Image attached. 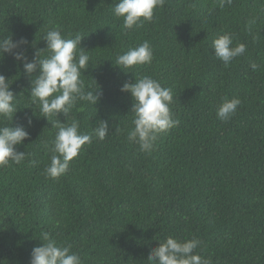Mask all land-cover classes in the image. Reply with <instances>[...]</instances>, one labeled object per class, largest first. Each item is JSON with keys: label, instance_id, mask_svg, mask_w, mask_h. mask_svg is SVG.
Here are the masks:
<instances>
[{"label": "trees", "instance_id": "16d2710c", "mask_svg": "<svg viewBox=\"0 0 264 264\" xmlns=\"http://www.w3.org/2000/svg\"><path fill=\"white\" fill-rule=\"evenodd\" d=\"M117 2L0 0V37L25 38L30 59L52 26L67 38L84 36L90 61L81 78L86 86L96 81L103 95L95 106L82 102V111L78 103L67 120L77 119L85 133L99 120L109 125L105 139L82 146L65 174L46 176L56 129L31 104L22 64L7 54L0 60L17 97L11 126L29 132L16 146L25 159L0 166V264H30L43 233L83 264H146L168 236L199 240L194 252L213 264H264V0H224L223 7L220 0H163L151 22L132 30L113 15ZM225 34L233 46H246L227 67L212 48ZM145 40L150 64L127 70L134 74L114 65ZM134 75L174 93L170 109L179 123L159 134L150 154L127 139L133 101L120 88ZM225 97L241 101L228 121L215 111Z\"/></svg>", "mask_w": 264, "mask_h": 264}, {"label": "clouds", "instance_id": "9594fccd", "mask_svg": "<svg viewBox=\"0 0 264 264\" xmlns=\"http://www.w3.org/2000/svg\"><path fill=\"white\" fill-rule=\"evenodd\" d=\"M162 5L163 0H118L113 7V15L123 19L124 29L132 30L143 21L151 22L154 10ZM223 6L224 0H220V7ZM69 37L71 38L63 36L60 28L50 27L41 37L46 46L36 49L31 59L23 47L28 44L25 38L17 41L12 34L0 37V60L7 54L18 64H22L23 72L29 78L31 104L38 109L40 117L46 118L52 128L56 129L54 139L50 142V163L44 168V174L52 179H58L67 172L70 162L78 156L82 146L91 144L93 138L103 141L109 130L105 120H99L98 126L87 133L80 130L77 119L70 122L67 120L69 112L78 103L82 111V102L95 106L103 95L95 80V87H92L86 86L81 78L82 73L89 68L90 61L89 51L81 47L84 36L69 33ZM32 47H35L34 43ZM212 48L215 57L225 67L246 51L243 43L233 46V38L229 34L215 38ZM152 59V47L145 40L123 54H118L114 65L127 74L133 73L127 70L150 64ZM257 67L255 63L251 64L253 71ZM134 77L135 82H124L120 88L122 93L130 94L133 101L130 110L133 115L132 127L127 131V139L138 145L141 152L150 154L159 134L179 123L170 109L174 93L171 87H162L151 76ZM11 85L10 79L0 74V123L10 122L0 126V166H8L10 162L20 164L26 154L18 152L16 146L23 144L29 137L24 125L11 126L18 111L17 97L10 90ZM240 103L238 98H223L215 110L217 118L228 121L236 113ZM31 108L35 115L34 108ZM59 114L65 116V122L57 119ZM53 117L56 119H52ZM26 119L30 126L31 117ZM40 241L42 244L32 249L30 264H83L79 253L73 252L70 246L59 243L48 233H43ZM158 242L157 247L149 250L146 264H213L211 258L194 252L200 244L195 238L179 240L168 236L163 242Z\"/></svg>", "mask_w": 264, "mask_h": 264}]
</instances>
